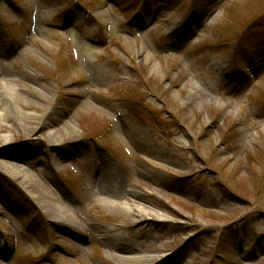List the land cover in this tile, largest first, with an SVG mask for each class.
<instances>
[{"label": "rangeland", "instance_id": "1", "mask_svg": "<svg viewBox=\"0 0 264 264\" xmlns=\"http://www.w3.org/2000/svg\"><path fill=\"white\" fill-rule=\"evenodd\" d=\"M192 1L0 0V264H264V0Z\"/></svg>", "mask_w": 264, "mask_h": 264}, {"label": "bare ground", "instance_id": "2", "mask_svg": "<svg viewBox=\"0 0 264 264\" xmlns=\"http://www.w3.org/2000/svg\"><path fill=\"white\" fill-rule=\"evenodd\" d=\"M6 74L4 73V76ZM5 79H9L11 77H9L8 75H6L4 77ZM13 157H14V154H12ZM18 172V170H17ZM20 173V172H19ZM100 177V181H99V186H100V190L105 194V195H108V194H112L114 193V189H110L109 187V179L107 177H102L100 176V174H97L96 178H99ZM113 195V194H112ZM142 217H147L143 212L141 214Z\"/></svg>", "mask_w": 264, "mask_h": 264}]
</instances>
